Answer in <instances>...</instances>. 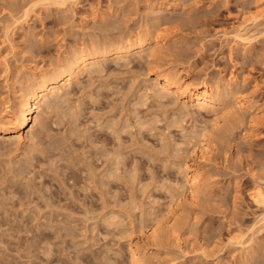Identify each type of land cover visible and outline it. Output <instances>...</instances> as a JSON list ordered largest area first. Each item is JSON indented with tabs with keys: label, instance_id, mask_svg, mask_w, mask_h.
<instances>
[{
	"label": "rangeland",
	"instance_id": "obj_1",
	"mask_svg": "<svg viewBox=\"0 0 264 264\" xmlns=\"http://www.w3.org/2000/svg\"><path fill=\"white\" fill-rule=\"evenodd\" d=\"M43 1L0 0L1 123L4 108L23 110L34 72L53 75L76 51L103 56L39 103L23 139L0 134V264H135V245L144 264H264V199L252 197L264 190V18L246 46L223 36L264 0ZM34 3L31 23L6 36ZM135 35L154 52L111 53ZM168 71L210 83L219 112L160 91ZM192 166L203 185L178 204Z\"/></svg>",
	"mask_w": 264,
	"mask_h": 264
},
{
	"label": "bare ground",
	"instance_id": "obj_2",
	"mask_svg": "<svg viewBox=\"0 0 264 264\" xmlns=\"http://www.w3.org/2000/svg\"><path fill=\"white\" fill-rule=\"evenodd\" d=\"M40 1H43V0H39V2ZM46 1L48 2L49 0H46ZM46 1H43V2L46 3ZM52 1L54 2V4L56 3L58 4V0L56 1L50 0L49 2H52ZM69 1L72 2L73 0H59V2L61 3L59 4L63 5ZM47 4L48 3H46V5ZM31 6L24 7V10H22L23 11L22 14H20L21 13L20 12L19 16L13 17L11 24L10 25L8 24V26L6 27V30H5L6 36H8L10 33L12 34L11 31L14 32L15 29L20 28L19 27L20 25H24L23 22L25 24L31 23L30 21L32 17L30 16H31V13L34 11L33 6L35 7V3L34 5L32 4ZM36 6H38V3ZM262 18H264V8L253 16L248 15L246 18H243L244 21L241 24H239V27L237 26V28L234 31L224 32L223 36L226 39L224 41L231 40L232 43L234 42V45L241 44L243 46H246L247 44L251 43L254 38L253 36L248 34V29L252 25H255V24L257 25L258 22H261ZM133 39H134L133 41H130L129 39L124 40L123 42L114 41L115 43L112 44L113 47L110 48L111 53L116 56H119V58H122V57L126 58L127 56L132 55L135 52L136 48H137V51L139 50L143 52L144 50L148 48L149 50L151 49V51H153V48L155 47L151 44L152 39L148 35H145V36L137 35ZM97 47H98L97 49L101 48L103 51L107 49L105 48L106 46H103L101 44L98 45ZM97 52H93V51L74 52L69 63L68 64L66 63L67 66L66 67L63 66L64 68H62L58 72L55 70L56 73L53 75L42 74L40 73L41 71L37 72L35 69L36 72H34V74L29 78V80L25 81L26 83H24L25 87L27 86V89L25 88L26 90L21 98V101L24 107L23 110L20 109L21 111L13 112L11 110L10 111L7 110L6 108L8 107L3 109L2 117L7 122L6 123L0 122L2 125V126L0 125V134H5V135L15 134L18 136V139H23L24 130L30 127L31 124H33L32 123L33 114L36 112L37 109L41 108L42 104H40L39 106V103L42 102V100H45V102H46V99L50 100V97L53 94L58 93L59 91L61 92V89H64L65 87L73 85L75 81H78L80 78H82L83 76L82 74H84V72L87 71V69H91V68L93 69L95 66L97 68V65L100 64V63L99 64L97 63L98 59L101 56H103L102 51L98 50ZM173 75L174 73L169 72V71L159 73L156 75V80H157L160 91L179 93L181 96L187 95L189 97L188 102L190 103L191 106L199 110H203V111L213 110V111H217V113L219 112L217 108L221 106L222 100H220V98L217 97L216 95L217 93L215 94L213 90V86L210 83L205 82L201 86H190V85L188 86V84H184V82H182L181 80H177L176 79L177 77L174 78ZM184 79H186V77H184ZM13 89L16 92L17 86L14 87L13 85ZM236 104H239L240 107H250L252 110L256 111V109H254L253 104L249 101L238 100ZM204 141L201 144L200 158L207 160L208 155H209V151H208L209 145ZM191 168L192 169L189 172H187V175H186L190 195L189 197L184 196L185 198L179 197V199L177 197L176 200L178 201V204H180L181 202L184 203V201H187L188 204L193 203L195 201V198L197 199V196L199 194L198 193L199 189L203 185V179H204L202 176L203 172H201L200 169H198L197 167L192 166ZM253 194L254 195L252 197H254L255 200L259 201L258 203H260L261 200L264 199V190L261 187H257L256 189H254ZM262 218L264 219V217ZM159 233L155 229H150L148 233L146 234V236L149 240L156 241L159 237ZM238 238H240V236ZM242 238L243 236H241V240L232 239L233 243L246 245L247 243L245 242L244 239L242 240ZM146 254H147V251L144 248H141L140 246L135 245L133 247V256H134L135 264H144V262L146 261L145 259Z\"/></svg>",
	"mask_w": 264,
	"mask_h": 264
}]
</instances>
